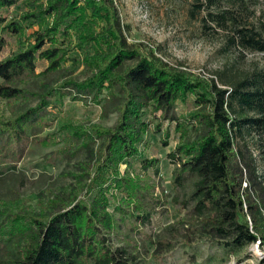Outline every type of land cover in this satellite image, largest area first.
<instances>
[{
	"label": "trees",
	"instance_id": "1",
	"mask_svg": "<svg viewBox=\"0 0 264 264\" xmlns=\"http://www.w3.org/2000/svg\"><path fill=\"white\" fill-rule=\"evenodd\" d=\"M19 1L0 0V9L13 8ZM262 2L207 0L206 6L226 3L248 11L249 21V13L256 16ZM38 9L25 14L23 22L26 28L41 29L33 31L20 50L3 57L6 41L0 37V100H38L37 107L5 123L1 133L22 140L55 97L61 102L73 97L99 104L104 92L113 88L123 101L111 129L70 127L69 138L77 137L86 147L100 144L79 166L69 191L54 194L39 207L24 204L15 209L0 201V264H144L130 247L116 244L110 210L136 213L137 222L150 225L160 201L131 174L154 170L161 176L160 161L140 152L151 124L160 119L175 122L182 139L167 155L174 167L173 185L183 193L173 203L189 216L187 227L183 220L180 224L190 233L217 240L229 252L257 244L264 251V178L259 175L260 161L264 167V70L229 80L220 77L221 85L214 79L198 83L154 55L145 56L140 46L129 45L113 0H47ZM215 18L223 27L233 21L232 44L264 54V14L248 27L230 12ZM0 26L12 37L21 38L26 30L1 16ZM72 52L84 54L81 61L90 69V77L54 87L43 83L40 92L31 90L29 80L49 78L67 62L76 61L69 56ZM188 96L199 104L191 117L201 128L195 139L187 136L189 123H179L174 113L178 100ZM161 127L162 123L157 125L158 132ZM169 139L168 131L164 147ZM122 164L127 165L124 172ZM164 241L159 244L171 251L172 240Z\"/></svg>",
	"mask_w": 264,
	"mask_h": 264
},
{
	"label": "rangeland",
	"instance_id": "2",
	"mask_svg": "<svg viewBox=\"0 0 264 264\" xmlns=\"http://www.w3.org/2000/svg\"><path fill=\"white\" fill-rule=\"evenodd\" d=\"M46 1L20 0L13 8L0 9V16L6 23L19 22L26 28L24 15L37 12L38 7ZM113 2L125 27L129 45L140 46L145 56L154 55L171 69L198 83L214 79L220 84V77L229 80L264 70V54L231 43L235 36L233 21L226 27L215 21L219 14L230 12L238 18L240 25L248 27V24L255 22L257 16L264 14V2L256 9L255 18L252 16L254 12L249 13V21L248 11L241 12L226 3L208 7L207 0ZM52 21V18L47 20L48 23ZM2 27L0 26V37H4L6 41L3 57L20 50L26 38L31 37L33 31L41 29L39 25L26 28L20 38L7 36ZM83 55L80 52H72L69 56L76 61L67 62L61 72L46 79L29 80L31 90L40 92L43 83L54 87L67 80L84 81L90 77V69L81 61ZM39 72L40 70L37 71ZM122 101V94L113 88L104 92L99 104L91 99L74 100L73 97H66L64 102H61L60 98L55 97L49 107L40 114V119L27 129L23 139L18 140L19 136L1 131H5V123L37 107L38 100H0V173L4 174L0 177V201L15 209L24 204L26 207H39V202H45L61 191H69L74 185L73 177L79 173V166L88 162L91 149L97 148L100 141H96L94 146L91 144L86 147L77 137L69 138L67 132L78 127H115ZM198 109L196 99L188 96L178 100L174 111L179 123H189L187 136L191 139L201 133L200 124L191 119ZM149 113L147 112V117H150ZM161 123V131L158 132L156 127ZM168 131L169 146L164 147L162 141ZM180 136V133L175 132V122H163L160 119L159 122L153 121L151 124L149 133L140 145V152L145 158L160 161L161 176H157L154 170H137L131 176L148 185L160 204L152 211L150 225L146 226L135 220L137 214L134 212L133 215H124L122 211L110 210L116 244L130 247L144 264H261L264 251L260 245L229 252L217 240H209L199 236V233H190L185 230L184 224H180L182 220L185 225L189 223V216L181 206H175L173 203L175 198L183 193L173 185L174 167L167 160V155L182 141ZM256 157L260 161L257 153ZM260 163L259 175L264 178V167L262 161ZM126 169L127 165L122 164L121 171ZM189 192L190 188L186 187V193ZM111 201L117 202L115 199ZM124 207L125 210L131 211L128 206ZM170 228L173 229L175 239L170 237L171 232H167ZM169 239L172 240L173 246L171 251H166V246H161L159 242Z\"/></svg>",
	"mask_w": 264,
	"mask_h": 264
},
{
	"label": "built area",
	"instance_id": "3",
	"mask_svg": "<svg viewBox=\"0 0 264 264\" xmlns=\"http://www.w3.org/2000/svg\"><path fill=\"white\" fill-rule=\"evenodd\" d=\"M257 245H259V244H257Z\"/></svg>",
	"mask_w": 264,
	"mask_h": 264
}]
</instances>
